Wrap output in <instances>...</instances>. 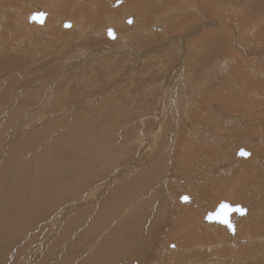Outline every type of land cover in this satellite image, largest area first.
Listing matches in <instances>:
<instances>
[{
  "label": "rangeland",
  "instance_id": "1",
  "mask_svg": "<svg viewBox=\"0 0 264 264\" xmlns=\"http://www.w3.org/2000/svg\"><path fill=\"white\" fill-rule=\"evenodd\" d=\"M24 1L0 0V27L4 28H0V264H104V258L111 260L113 256L115 264H132V260L134 264H243L245 260L247 264H264V181L257 174L263 166L258 165V159L264 161V138L253 140L263 130L253 119L246 122L236 117L234 121V108H251V102L248 96L246 104L240 106L244 95L239 89L244 82L229 74L233 66L239 73H264V58L250 51L247 42L248 34L255 31L260 35L256 43L264 48V0H220L209 12H200L209 19L204 28H224L234 42L235 37L244 36L241 48L231 45L230 59L208 57L205 66L214 57L217 60L209 76L207 69H195L196 59L185 62L193 71L170 73L169 65L181 54V46L168 43L172 34L165 36L161 30L157 34L151 27L163 25L161 28L168 31L161 22L167 10L165 4L161 8V0H154L157 10L146 13L156 16L146 18L145 29L135 32L134 26L128 30L117 24V41L92 26L86 38H78L77 30L55 25L52 14L45 29L32 25L28 17L26 20L30 7ZM38 1L56 16L65 15L58 10L61 0H52L55 4ZM69 1L75 5L81 2ZM194 1L186 0L191 9ZM9 3L19 9L17 20L6 9ZM219 5L223 8L218 9ZM19 11L25 26L18 19ZM123 14L121 11L119 16ZM73 19L80 21L77 14ZM108 20L104 17L99 22L101 30L109 25ZM169 24L175 30L188 25L178 20ZM87 26L81 24L82 28ZM202 30L199 28L196 35ZM127 31L133 34L127 35ZM37 33L46 39L38 38ZM194 36L190 37L197 38ZM121 37L131 40L125 45ZM81 48L86 53L72 70L68 66L71 56ZM128 48L131 54L126 58L123 51ZM95 49L99 54L90 55ZM8 58L12 67L6 62ZM57 59L59 62L52 64ZM122 66L123 73H119ZM219 105L225 110L219 111ZM205 134L206 138L212 134L217 138L206 140ZM181 144L186 150L195 145L199 154L206 152L204 148L211 150V144L217 148L224 169L208 168L209 160L201 157L187 160L179 152ZM239 147L250 151L251 157H233ZM166 149L168 158L164 157ZM16 154L21 158H14ZM199 159L209 165L199 163ZM168 161L169 175L162 172ZM202 166L210 172L205 175ZM240 166H247L248 171H241ZM199 186L207 190L202 200L196 201ZM94 190L96 194H92ZM182 195L192 200L181 201ZM224 200L249 209L244 218L235 221V235L247 240L234 246L209 247L216 243L202 242L201 237L216 235L224 226L207 223L204 216ZM121 217L131 218L124 221L130 224L124 225ZM44 240L49 244L45 246Z\"/></svg>",
  "mask_w": 264,
  "mask_h": 264
},
{
  "label": "bare ground",
  "instance_id": "2",
  "mask_svg": "<svg viewBox=\"0 0 264 264\" xmlns=\"http://www.w3.org/2000/svg\"><path fill=\"white\" fill-rule=\"evenodd\" d=\"M8 1V0H7ZM162 2L160 3V6H161V8H162V6L165 4V8H167V10L165 11V18H169V20H170V22L171 21H173L174 19H176V18H178V21L181 23L182 22V24H188V25H185V26H183V29H182V32H183V34H181V37H182V39H187L186 41H187V43H188V47H187V51L185 52V54H184V56L183 57H181V58H179V64H180V66H181V68H182V70H187V69H190V67L191 66H185V62H187V61H191V60H193V59H197V58H199L200 57V55H199V53L195 50V46H197V45H199V43H202L201 41H204L205 40V42H207L208 40H210V38L211 39H214V41L215 40H217V36H216V33H215V31L214 30H211L210 29V27H208V28H204V24H206V21L207 20H209L208 18H206V17H204V16H201L200 15V12L201 13H204V12H209L215 5H217L218 4V2L220 1V0H204L203 2H202V0H195L194 1V5H193V7H194V9H191L190 8V4L189 3H186V0H161ZM239 1H241V0H239ZM5 2V1H4ZM25 3H26V5H28L27 7L29 8V11L27 12V15H26V20H27V17H28V21L29 22H31L32 23V25H38V26H40V27H42L43 29H45V27L47 26L46 25V23H45V21H46V19H47V17H48V15H49V12L47 11V9H48V7L47 6H42V4L38 1V0H25L24 1ZM8 3V2H7ZM37 3V4H36ZM89 3H91V4H96V9L97 10H99V9H101L102 11H104L105 13L107 12V10L106 9H103V7H102V3H101V0H90L89 1ZM153 3H154V0H113L112 2H111V0H108V6L109 7H112L114 10H117V11H124L125 12V14L123 15V17H122V19H121V21H120V24H121V26L122 27H126V29L129 27V22L131 21V19H132V21H133V24L134 25H137V26H141V27H143V26H145L146 25V18L148 17L147 16V12H148V10H157V7L156 6H153ZM244 2H240V4H243ZM2 4V3H1ZM204 4V8L203 9H200L199 7L201 6V5H203ZM34 5V6H33ZM5 6V5H4ZM42 8H41V7ZM184 6V7H183ZM6 9H7V11H8V13H11V14H13L14 16H15V20H17V16L15 15V12L17 13V10H19V9H17V8H15V7H10V3H9V5L7 4L6 5ZM17 7V6H16ZM3 8V7H2ZM11 8V9H10ZM34 8H37L38 9V11H33V10H36V9H34ZM223 8V5H219L218 6V9H222ZM33 11V12H31L30 13V11ZM192 11H194V13L192 12ZM20 13H18V14H20V18L18 17V19H21L22 20V18H21V11H19ZM43 13V18L42 19H40L39 21H35L34 19H31V17H30V15H32V14H39V13ZM186 12H188L189 14L187 15V19H188V21H184V15L183 14H187ZM143 14L144 16H142L143 18H139V16H140V14ZM45 15H46V17H45ZM127 15H131L132 16V18L131 17H129V18H127V20H126V22H125V17L127 16ZM226 15H228V13H226ZM9 16V15H8ZM7 16V17H8ZM6 17V18H7ZM10 17V16H9ZM249 18H250V21L253 19V17L252 16H249ZM45 19V21L43 22V20ZM190 19V20H189ZM14 20V21H15ZM59 20L61 21V20H63L62 18H59ZM195 20H197V21H195ZM211 20V19H210ZM212 21V20H211ZM215 22H216V20H214ZM13 22V21H12ZM187 22H189V23H187ZM221 22H224V25L226 24V22L225 21H221ZM220 22V24H222ZM21 23H22V25L24 24V23H26L25 21H21ZM126 23V24H125ZM208 23V22H207ZM212 23H213V21H212ZM218 23V22H217ZM1 24V23H0ZM109 25H107V26H105L104 27V29L103 30H106L107 28V31H106V33H107V35L109 36V37H114V34H115V36H118L119 35V30L117 29V28H115V27H113L112 26V24H111V22H109L108 23ZM158 24H161V23H158ZM209 24V23H208ZM252 23L251 22H249V25H251ZM61 25V24H60ZM63 28L64 27H69V23L68 22H64L63 24ZM61 25V26H62ZM156 25V24H155ZM207 25V24H206ZM23 26H25V25H23ZM37 26V27H38ZM108 26H110V27H108ZM152 27H155V29L156 30H159V27H156V26H154V25H151ZM160 27L161 26H163V25H159ZM2 27V26H1ZM0 27V28H1ZM186 27V28H185ZM27 28V27H26ZM29 28V27H28ZM39 28V27H38ZM110 28H112V29H110ZM204 29V30H202V31H200V33H199V36H197L196 34V31L198 30V29ZM2 29H4L3 27H2ZM162 29H163V27H162ZM64 30H65V28H64ZM98 30H100V31H102L100 28L98 29ZM111 30V32H112V34L113 35H110L109 33V31ZM124 30V29H123ZM34 32V31H33ZM44 32V31H43ZM11 33V32H10ZM38 34V33H37ZM43 34V33H42ZM40 35V36H39ZM46 35V34H45ZM44 35V36H45ZM197 36V38H191V37H193V36ZM249 35L250 36H253V39L250 41V51H252V52H257V53H259V55H261L263 58H264V48L262 47V45L261 44H258V43H256L257 41H259L260 40V35L258 34V33H256L255 31H251L250 33H249ZM1 36V35H0ZM87 36V35H86ZM191 36V37H190ZM194 36V37H195ZM39 37H42L43 38V35H41L40 33L38 34V38ZM47 37H49V36H47ZM85 37V35L84 34H82V36L80 37L81 39L82 38H84ZM41 38V39H42ZM45 39H46V36L44 37ZM43 38V39H44ZM53 38V37H52ZM86 38V37H85ZM243 38H244V36H242V35H240V36H237V37H235V39H236V41L234 42V41H231L232 39H234L232 36H227V42L229 43V45L231 46V45H234L235 43V46L237 47V48H241V46H242V43H243ZM44 39V40H45ZM231 39V40H230ZM29 40V39H28ZM54 40V39H53ZM52 40V41H53ZM240 40V41H239ZM49 42V41H48ZM52 43V42H51ZM56 43V42H55ZM38 44V43H37ZM18 45V44H17ZM45 45V44H44ZM57 45V44H56ZM190 45H192L191 47H190ZM37 46V45H36ZM47 46H49V45H47ZM46 46V47H47ZM64 46H67V45H64ZM202 46V45H201ZM3 47H4V45H3ZM43 47H45V46H43ZM56 47V46H55ZM36 48V47H35ZM50 48V47H49ZM38 49V48H37ZM63 49V48H62ZM61 49V50H62ZM21 50V49H20ZM43 50V49H42ZM25 51V50H24ZM34 51V50H33ZM52 51H53V49H52ZM26 52V51H25ZM42 52H44V51H42ZM48 52V51H47ZM49 52H51L50 50H49ZM48 52V53H49ZM63 52V51H62ZM33 53V52H32ZM53 53H54V51H53ZM83 52L81 51L79 54H82ZM55 54V53H54ZM53 54V55H54ZM56 54H60L59 53V51H58V53H56ZM78 54V53H77ZM23 55V54H22ZM38 55V54H37ZM53 55H52V58H53ZM31 56V55H30ZM1 57V56H0ZM90 57V56H89ZM34 58V57H33ZM38 58V57H37ZM9 59V58H8ZM50 59H51V56H50ZM67 60L66 61H69V59L68 58H66ZM80 58H78L76 55H74L73 56V61H70L69 62V64H68V66L69 67H75V66H78V63H77V61L79 60ZM87 59H89V58H87ZM1 60H2V62H3V60H5V57H4V59L3 58H1ZM38 60V59H37ZM64 60V59H63ZM6 62H8L9 63V65L11 64V60L9 59V60H6ZM23 62V61H22ZM47 62V61H46ZM59 62V60L57 59V60H52V64H57ZM61 62V61H60ZM79 62V61H78ZM15 63V62H14ZM26 63V62H25ZM39 63V62H38ZM77 63V64H76ZM80 63V62H79ZM6 64V63H5ZM40 64V63H39ZM61 64V63H60ZM65 64V63H64ZM3 66H4V63H3ZM11 66V65H10ZM25 66V65H24ZM5 67V66H4ZM12 67V66H11ZM44 67V66H43ZM5 68H7V67H5ZM16 68V67H15ZM19 68V67H18ZM73 68H72V70H73ZM2 70L4 69L3 67L1 68ZM21 69V68H20ZM24 69V68H23ZM46 70V68H43V70ZM10 70V69H9ZM22 70V69H21ZM13 71H15L14 69H13ZM12 71V72H13ZM19 71V70H18ZM25 71V70H24ZM79 71V70H78ZM37 72V71H36ZM35 71H34V73H36ZM43 72V71H42ZM81 72V71H80ZM230 73V75H232L234 78H236V79H239L240 81H242V82H244V84L241 86V88L239 89V92H240V94H242V95H244V99L242 100V102L240 103V106L242 107V106H244L245 104H246V102H247V98H248V96H249V99H250V102H251V108H246V109H244V110H240V109H238V108H234V110H236L235 112H234V114H232L231 116H234V120H237L236 119V117H238L239 119H240V121H246V122H249V121H251L252 119L253 120H255L256 122H258L259 123V125L262 127V130L264 131V108H261V110H259L260 109V103H261V101H262V103H264V73H239L240 72V70H235L234 68L232 69V70H230L229 71ZM243 72V71H242ZM33 73V72H32ZM210 74H212V73H210ZM26 75V74H25ZM208 76H209V73L207 74ZM28 77V76H27ZM81 77V76H80ZM2 79V78H1ZM7 79V78H6ZM47 79V78H46ZM52 79V78H51ZM4 80H5V78H4ZM8 84V83H7ZM67 85V84H66ZM105 85V84H104ZM107 85V84H106ZM176 85V84H175ZM180 86V85H179ZM113 87V86H112ZM178 87V86H177ZM181 87V86H180ZM179 88V87H178ZM183 88V87H182ZM57 89V88H56ZM98 89V88H97ZM10 90V89H9ZM180 90H181V88H180ZM104 91V90H103ZM2 92V91H1ZM4 93V92H3ZM56 93V92H55ZM64 93H66V92H64ZM107 94H108V92H107ZM83 95V94H82ZM179 95V94H178ZM183 95H187V94H183ZM73 96V95H72ZM230 96V95H229ZM254 96H256L254 99H252L251 97H254ZM7 98V97H6ZM232 100H233V98H232V95H231V97H230ZM182 99H186V98H182ZM259 101H258V100ZM7 100V99H6ZM179 101H181V100H179ZM184 102V101H183ZM82 103V102H81ZM216 103H218V102H216ZM6 104V103H5ZM178 104V103H177ZM20 105V104H19ZM179 105H181V104H179ZM218 105V104H217ZM215 103L213 104V107H215L216 108V106H217ZM221 105H219V107H220ZM257 107H259L257 110H256V108ZM2 109V108H1ZM70 109V108H69ZM171 109V108H170ZM221 110H225V109H223V107L221 106V108H219V111H221ZM170 111V110H169ZM212 112V111H211ZM213 112H216V110L214 109L213 110ZM62 113V112H61ZM71 114V113H70ZM76 114V113H75ZM211 114V113H210ZM89 115H90V113H89ZM66 116V115H65ZM69 116V115H68ZM67 116V117H68ZM1 117V116H0ZM75 117V116H74ZM53 118V117H52ZM90 118H92V117H90ZM29 119V118H28ZM84 119H85V117H84ZM44 120V119H43ZM53 120H54V118H53ZM86 120H88V119H86ZM46 121H48V123L50 122L49 121V119H46ZM85 121V120H84ZM22 122V121H21ZM79 122H83V120H82V118H81V121H79ZM78 122V123H79ZM52 123V122H51ZM213 123H218V121L217 120H215ZM76 124V123H75ZM203 124V123H202ZM203 125H205V124H203ZM18 126V125H17ZM141 126V125H140ZM77 127V126H76ZM110 127H111V125H110ZM109 127V128H110ZM142 127V126H141ZM207 127V126H206ZM251 127H253V125L251 124ZM34 128V127H33ZM63 128V127H62ZM143 129V128H142ZM208 129V128H207ZM64 130V129H63ZM210 130V129H209ZM60 131H62V130H60ZM262 131V134L260 135V137L259 138H256V137H253V140H263V138H264V132ZM17 132V130L15 131V133ZM111 132V131H110ZM209 132V131H208ZM210 132H211V130H210ZM204 134V133H203ZM20 135V134H19ZM207 135H209V134H207ZM214 134H212V136H213ZM115 136H116V134H115ZM123 136V135H122ZM143 136V135H142ZM159 136V135H158ZM210 136H211V134H210ZM212 136H211V138H206V134H205V138H206V140L208 139V140H215L217 137H215V138H212ZM247 136V135H246ZM263 136V137H262ZM160 137V136H159ZM247 137H249V136H247ZM21 138V137H20ZM203 138H204V135H203ZM123 140V139H122ZM128 140V139H127ZM1 141H3V140H1ZM121 141V140H120ZM3 142H5V140L3 141ZM127 142V141H126ZM141 142V141H140ZM151 143H152V141H150ZM157 142V141H156ZM123 143V142H122ZM203 144L205 143V142H202ZM209 143V142H208ZM118 144V143H117ZM175 144V143H174ZM215 144L216 145H220V143L219 142H217V141H215ZM47 145V144H46ZM140 145V144H139ZM206 145V144H205ZM132 146V145H131ZM154 146V145H153ZM178 146V145H177ZM181 146H182V144L181 145H179L178 146V148H179V152H180V154H182L183 156H185V158L188 160V159H190V160H193L195 157H197V158H205V159H208L209 161L208 162H210V165H209V163H208V165L207 164H204V162L206 161H204L203 163H202V161H203V159H199V161H201V162H199V163H201V164H204V165H207L208 166V168L211 166V167H215L216 168V170H221V169H224V164L222 163V161L221 160H219V158L217 157V148L216 147H213L211 144H210V147H212L211 148V150L209 149V151H208V149L206 150L205 148L203 149V150H205L206 152H200V154H199V152L197 151V149H196V146L194 145L191 149H189V150H186L187 149V147L185 148V145H184V148L185 149H181ZM130 147V146H129ZM182 148H183V146H182ZM132 149V148H131ZM165 149V148H164ZM243 149V151H245V152H247V153H249V155L248 156H250L251 157V152L250 151H248V150H246V149H244L243 147H239L238 149L236 148L235 150H234V155H233V157H235V155L237 156V157H243V158H246V157H248V156H241V155H238V153H240L241 152V150ZM127 150V149H126ZM3 151L4 150H2L1 152H2V154H3ZM143 152L145 151L144 149L142 150ZM167 152H168V149H166L165 150V158L167 157L168 158V156H169V154L167 155ZM207 152H209V153H207ZM7 153V152H6ZM15 153V152H14ZM194 153H196V154H194ZM1 154V153H0ZM18 154H19V152H18ZM18 154H16V156H14V158L16 157L17 158V156H18ZM127 154V153H126ZM160 154V153H159ZM161 154H162V152H161ZM123 155V154H122ZM125 155V154H124ZM119 156H120V154H119ZM155 156H158V155H155ZM199 156V157H198ZM19 157H20V155H19ZM18 157V158H19ZM152 157H154V156H152ZM11 158H13V157H11ZM17 158V159H18ZM21 158V157H20ZM139 158V157H138ZM2 159V158H1ZM54 159V158H53ZM156 159H158L157 157H156ZM162 160L164 159L163 157L161 158ZM183 159V158H182ZM13 160V159H12ZM138 160V159H137ZM219 160V161H218ZM153 161V159L151 160V162ZM220 162L221 161V164H218V163H216V162ZM64 162V161H63ZM188 162V161H187ZM195 162V161H194ZM194 162H188L189 164H192V163H194ZM89 163V162H88ZM145 163H146V161H145ZM154 163V162H153ZM152 163V164H153ZM157 163V162H156ZM161 163V162H160ZM246 162H242L241 163V165H244ZM258 165H262L263 164V166L261 167V168H258L259 170L260 169H262L261 171H259L258 169H257V174L260 176V178L264 181V161L263 160H261V159H258ZM137 164V163H136ZM148 164V163H147ZM155 164V163H154ZM134 165V164H133ZM140 165V164H139ZM161 165V164H160ZM194 165V164H193ZM193 165H191V167H193ZM217 165H220L219 167H217ZM250 167H251V165L250 164H248ZM138 166V165H137ZM136 166V167H137ZM154 166V165H153ZM151 167V166H150ZM160 167L161 166H159L158 168L160 169ZM170 167H171V165H170V161H168V162H166V164H164L163 165V167H162V169H164L165 170V172L164 171H162L163 173H167L169 170H170ZM257 167V166H256ZM151 168H153V167H151ZM207 168V169H208ZM135 169V168H134ZM149 169V168H148ZM191 169V168H190ZM202 169L203 170H201V171H204V172H201V173H204L205 175L208 173V172H210V171H208L207 169H206V166H202ZM240 169H241V171H248V167L247 166H240ZM173 170V169H172ZM210 170H211V168H210ZM155 171H157V170H155ZM147 172V171H146ZM151 172H153V170L152 171H150V173ZM137 173V172H136ZM157 173V172H156ZM177 173V172H176ZM200 173V174H201ZM27 174V173H26ZM145 174V173H144ZM143 174V175H144ZM168 175L170 174L169 172L167 173ZM141 175V174H140ZM192 175V174H191ZM114 176H116V175H114ZM136 176V175H135ZM200 176V175H199ZM122 177H123V175H122ZM121 177V180L123 179ZM152 177V176H151ZM151 177H149V178H151ZM165 177H166V175H165ZM165 177H163V179H165ZM200 177H202V176H200ZM49 178V177H48ZM116 178H118L117 180H119L120 178L119 177H116ZM146 178H147V176H146ZM136 179V178H135ZM110 180V179H109ZM113 180V179H112ZM120 180V181H121ZM183 180V179H182ZM206 180V179H205ZM119 181V182H120ZM133 181H135V180H133ZM151 181V180H150ZM162 182H163V180H161ZM192 181V180H191ZM113 182V181H112ZM160 183V188L162 189V184L163 183ZM116 184H117V182H115ZM165 183V182H164ZM76 184V183H75ZM98 185V184H97ZM117 186H118V184H117ZM159 186H157V187H159ZM96 187V186H95ZM122 188V187H121ZM159 188V189H160ZM119 189V188H118ZM157 189V188H156ZM205 189V190H204ZM154 190V189H153ZM206 190H207V188L206 187H204V186H199L198 188H197V193H198V196L197 197H195V199H196V201H200V200H202V198H203V195L204 194H202L204 191L206 192ZM155 191V190H154ZM167 191V190H166ZM162 192L163 193H165L163 190H162ZM49 193V192H48ZM91 193V192H90ZM92 194H96L95 193V190L93 191V193ZM116 194V193H115ZM132 194V193H131ZM130 194V195H131ZM166 194V193H165ZM160 195H161V192H160ZM120 196V195H119ZM133 196V195H132ZM185 196H187V197H189V200H188V202H190L192 199H191V197L190 196H188V195H182L181 197H180V200L182 201V198L183 197H185ZM97 197V196H96ZM111 197V196H110ZM115 197V196H114ZM128 198H130V197H127V199ZM132 198V197H131ZM153 199V198H152ZM94 200V199H93ZM104 200L105 199H103L102 200V202H104ZM116 200V199H115ZM130 200V199H129ZM143 200V199H142ZM173 200V199H172ZM53 201V200H52ZM97 201V200H96ZM141 201V200H140ZM152 201V200H151ZM158 201V200H157ZM184 201V200H183ZM225 201V200H224ZM153 202V201H152ZM227 203H229V204H231V205H236V206H239V207H242V208H244L245 209V213L243 214V215H241L240 213L238 214L237 212L235 213V214H237L236 216L234 215V212H231L230 213V215H229V221L231 222V224L233 225V229L232 230H230L226 225H224V224H221L222 226H224V227H219L223 232H224V235H226L227 234V242H226V245L227 246H234L235 244H236V242H238V241H241V242H244V241H246L247 240V238L246 237H242L241 235H235V233H236V225H235V221H237L239 218H243L244 217V215L245 214H247V212L249 211V209L247 208V206L246 207H244V206H242V205H240V204H238V203H230V202H228V201H226ZM134 203V202H133ZM143 203H145V202H143ZM155 203V202H154ZM187 203V202H186ZM193 203V202H192ZM199 203V202H198ZM70 204V203H69ZM114 204V203H113ZM148 205V204H147ZM192 205V204H191ZM195 205V204H194ZM193 205V206H194ZM201 206V205H200ZM217 206V205H216ZM67 207V206H66ZM255 207V206H254ZM264 207V206H263ZM85 208V207H84ZM216 209V207L213 209V210H211V211H207L206 213H205V216H204V221L205 222H207V223H214V224H219L220 225V223H216V222H214V221H209V220H207L205 217L207 216V214L208 213H212L214 210ZM61 210V209H60ZM67 210V209H66ZM73 211V210H72ZM127 211V210H126ZM258 211H259V209H258ZM66 212V211H65ZM125 212V211H124ZM123 212V213H124ZM260 212V211H259ZM3 213V212H2ZM122 213V214H123ZM159 213V212H158ZM262 213V217L264 218V211H262L261 212ZM60 214H61V212H60ZM68 214H69V211L65 214V215H67L68 216ZM72 214V213H71ZM127 214H128V212H127ZM130 215V214H129ZM123 216H125V215H123ZM130 217V216H129ZM129 217H128V219H126V220H130L129 219ZM132 217V216H131ZM124 218V217H123ZM110 219V218H109ZM117 219V218H116ZM135 219H137V217L135 218ZM134 218H133V220H135ZM126 220H122V217H121V221H123V223H124V225L125 224H128L129 223V221H127L126 223L124 222V221H126ZM99 221V220H98ZM119 222V221H118ZM137 222H139V221H137ZM130 224V223H129ZM128 224V225H129ZM112 225H114V224H112ZM117 225H118V223H117ZM139 225V224H138ZM1 226V225H0ZM7 227V226H6ZM117 227V226H116ZM115 227V228H116ZM132 227V226H131ZM138 227H140V226H138ZM218 227V226H217ZM119 229V228H118ZM126 229V228H125ZM226 229V230H225ZM116 230V229H115ZM130 231V229L128 228L127 229V231ZM88 231H91V230H88ZM117 231V230H116ZM129 231H128V234H129ZM131 232V231H130ZM93 233V232H92ZM121 234V233H120ZM123 234V233H122ZM125 235H127V232H125L124 233ZM132 234V233H131ZM135 234V233H134ZM222 233H217L216 235H221ZM87 235V234H86ZM102 236V235H101ZM114 236V235H113ZM116 236V235H115ZM83 237V236H82ZM107 237V236H106ZM44 239H46V238H44ZM107 239H109V238H107ZM120 239H123L122 238V236L120 237ZM55 240V239H54ZM45 242H44V244H45V246L46 245H48L49 244V242L47 241V240H44ZM109 241V240H108ZM122 241V240H121ZM51 242V241H50ZM86 242H88V241H86ZM123 242V241H122ZM220 242H225V241H220ZM55 243V242H54ZM93 243H95V241L93 242ZM41 244V243H40ZM109 244V243H108ZM90 245V247H91V243L89 244ZM113 245H114V243H113ZM121 245H123V244H121ZM41 246V245H40ZM44 246V247H45ZM94 246V245H93ZM104 247H105V245H103ZM108 246V245H107ZM111 246V244L109 245V247ZM114 247V246H113ZM122 247V246H121ZM262 248V247H261ZM57 250V249H56ZM56 250H55V252H56ZM106 251V250H105ZM110 251V250H109ZM84 252V251H83ZM81 253V252H80ZM31 254H33V253H31ZM107 254H109V253H107ZM247 255H250V252H247L246 253ZM110 255V254H109ZM25 256V255H24ZM29 256V255H28ZM30 256H32V255H30ZM34 256V255H33ZM35 257V256H34ZM86 257V256H85ZM89 257V256H88ZM97 257V256H96ZM105 259V258H104ZM103 259V263L104 264H110V262H111V264H115V260H116V258L113 256V258L111 259V260H104ZM33 260V259H32ZM11 261V260H10ZM247 261L248 260H245L244 261V264H247ZM33 262V261H32ZM35 262V261H34ZM41 262H43V261H41ZM40 262V263H41ZM36 263V262H35ZM94 263V262H93ZM133 263V262H132ZM26 264V263H25ZM30 264H32V263H30ZM70 264V263H69Z\"/></svg>",
  "mask_w": 264,
  "mask_h": 264
},
{
  "label": "crops",
  "instance_id": "3",
  "mask_svg": "<svg viewBox=\"0 0 264 264\" xmlns=\"http://www.w3.org/2000/svg\"><path fill=\"white\" fill-rule=\"evenodd\" d=\"M48 1L50 2V4H55V2L52 1V0H48ZM89 1L90 0H81V2L78 1L76 3V5H75L73 2H71L69 0H67V1L66 0H61V3H59V9L58 10L60 12L65 13L64 16H56L55 15V12L49 6H47L48 7L47 11L49 12V15H48L46 21H45V19H44V21H45V23H46L47 26L50 25L51 23H49V21L51 20L50 19V16L52 14L53 15V18H54V21H53V18H52V21H53V23L55 25H58V24H61L62 25L64 22H68L70 25H69V27H65V30H67V31L77 30V36H78V38H80L82 36V34H84V35L87 34V32L90 31V26H92L93 28H95L97 30L99 28L101 29V27H100L101 24H99V22H101V20L104 17H106V19H109L108 22H107V24L109 22H111L112 26L115 27V28H117L116 27L117 24L121 26L120 21H121L123 15L125 14V12L123 10L122 11L124 12V14L122 16H119V14H120L121 11L113 12V11H116V10H114L113 8H109V6H108V0L107 1L106 0H101L103 9H106L107 10V12L105 13L101 9L97 10L96 9V4H91V3H89ZM112 1L113 0H111V2ZM106 2H107V6H106ZM41 4H42V6H45L43 4V2H41ZM50 4H48V5H50ZM33 11H35V10H33ZM33 11L31 10L30 13L33 12ZM75 14H77V16L80 19V21L78 19H75V20L73 19V17H74ZM151 15L152 16H156L155 14H152V13L147 14V16L150 17V20H151V17H152ZM183 15H184V21L186 22L188 20L187 19V15H185V14H183ZM128 16H131V15H127L125 17V22H126L127 18H129ZM65 17H67V18L65 19ZM69 17H71V19H69ZM59 18H62L63 20L60 21ZM139 18H143V17L142 16H139ZM174 20H178V18H176ZM83 22H85L88 26L85 27V28H82L81 27V24ZM161 22L164 25L165 24L167 25V30L168 31L163 30L160 26H157L156 25V27H159V30H161V32H164L165 31V36H167L168 34H172V38L167 39L168 43L171 44V45H177V43H178V45L181 46L180 47L181 54H179V56H178L177 59L171 61L172 62V65H169V67H170V73H185L187 71H193L192 69H194V67L191 68V69H187V70H184L183 71L182 68H181V66H180V64H179V58H181V57L184 56L185 52L187 51V47H188V43L186 41L187 39L186 40L185 39H180V36H181L180 33L182 34V32H180V30L182 31V29H180V28L177 29L176 28L177 30H175V29H173V27H170V24H169L170 20H169V18L161 19ZM128 25H129V27H133L134 26L133 27V30L135 32L141 31L142 29H145L146 28V25L143 26V27L134 25L132 19H131V21L129 22ZM61 28H62V26H61ZM107 29L106 30H102V33L103 34H104V32L106 33ZM154 30H156V29L154 28ZM214 31L216 33L217 40L214 41V39H211L210 38V40H208L207 42H205V40H204V41H201L202 43H199V45L195 46V50L200 55V57L197 58L194 61L195 63H197V65L195 64L196 65L195 66V69L196 70H204V69H207V73L209 71L211 73H213V69L217 65V63H215V62H217V60L215 59V57L216 58L218 57V58L230 59V58H228V56H229V54L231 55L232 54L231 52H233V51L231 50V46L227 42V34L224 33V28H218V29H215ZM154 32H156L157 34H159L160 31H157L156 30ZM132 34H133L132 31L127 33V35H132ZM153 35H155V34H153ZM119 37H120V33H119L118 36H115V34H114V37L112 39H113V41H117V39ZM247 37H248L247 42L250 45V41L253 39V36H250L248 34ZM121 40L124 42L125 45H127L131 39H124L123 37H121ZM191 46L192 45H190V47ZM226 47H228V50L226 49ZM107 50H108V48H107ZM125 50H127V51H125ZM125 50L123 51V54L125 55L126 58H128V56L131 54V51H129V48L128 49H125ZM81 51L84 53L85 52V49H82V48L81 49H78L76 52L73 53V55L71 57L73 58V56L76 55L78 58L81 59L82 58L81 55L83 54V53L82 54H79ZM97 54H99L98 49H95L93 52L90 51V55H97ZM213 55H215L214 61L211 64H209L208 66H205V63H206L208 57L213 56ZM164 62H165V60H164ZM233 67L230 70H232ZM227 69H228V66L225 67V71ZM119 73H123V66L121 68H119ZM128 73H131V71H128ZM165 73H167V72H165ZM220 233H222V234L221 235H203L201 237V240H202V242L208 241V242L216 243L214 245H210L209 247H215V246L217 247V245L226 244V242H227V234L224 235V232L221 229H220ZM222 240L225 241V242H220ZM174 245L175 244L172 243L171 246H174ZM225 246H227V245H225ZM220 256L222 257L223 254H220ZM131 259H133V257ZM131 263L134 264L135 261L132 260Z\"/></svg>",
  "mask_w": 264,
  "mask_h": 264
},
{
  "label": "snow or ice",
  "instance_id": "4",
  "mask_svg": "<svg viewBox=\"0 0 264 264\" xmlns=\"http://www.w3.org/2000/svg\"><path fill=\"white\" fill-rule=\"evenodd\" d=\"M43 15V14H41ZM36 17H33V19H35ZM110 35H113L111 33V30H110ZM241 156H248L249 153L241 150V152L239 153ZM184 201H188L189 200V197L185 196L182 198ZM230 212H238L240 213L241 215H243L245 213V209L242 208V207H232L231 205H229L228 203H225V202H221L219 204V207L218 209L211 215H209L207 217V219L209 221H217L221 224H224L226 225L229 229H233V225L231 224V222L229 221L228 217H229V213Z\"/></svg>",
  "mask_w": 264,
  "mask_h": 264
},
{
  "label": "water",
  "instance_id": "5",
  "mask_svg": "<svg viewBox=\"0 0 264 264\" xmlns=\"http://www.w3.org/2000/svg\"><path fill=\"white\" fill-rule=\"evenodd\" d=\"M41 14H43V13H39V14H32V15H30V17H31V19H33V17H36L34 20L35 21H39L40 19H42L43 18V15H41ZM110 32V31H109ZM112 33V32H111ZM243 150V149H242ZM238 155H240L239 153H238ZM182 201H183V199H182ZM221 202H225V203H227L226 201H221ZM220 202V203H221ZM220 203H218L217 204V206H216V209L212 212V213H208L207 214V216L205 217L206 219H207V217L209 216V215H211V214H213L217 209H218V207H219V204ZM229 204V203H228ZM229 205H231V204H229ZM232 207H239V206H236V205H231ZM231 213V212H230ZM230 213H229V215H230ZM238 213V212H237ZM239 214V213H238ZM228 219H229V217H228ZM208 220V219H207ZM214 221V220H213ZM214 222H216V223H219V222H217V221H214ZM221 224V223H220ZM230 230H232V229H230Z\"/></svg>",
  "mask_w": 264,
  "mask_h": 264
},
{
  "label": "flooded vegetation",
  "instance_id": "6",
  "mask_svg": "<svg viewBox=\"0 0 264 264\" xmlns=\"http://www.w3.org/2000/svg\"><path fill=\"white\" fill-rule=\"evenodd\" d=\"M41 7V6H40ZM42 8V7H41ZM112 8V7H111ZM38 9L36 8V10L35 11H37ZM45 17H46V15H45ZM128 17H132V16H128ZM44 21V20H43Z\"/></svg>",
  "mask_w": 264,
  "mask_h": 264
}]
</instances>
